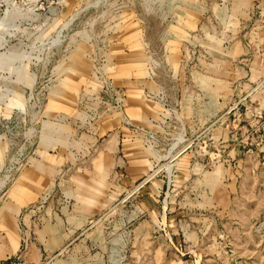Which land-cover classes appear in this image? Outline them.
Returning a JSON list of instances; mask_svg holds the SVG:
<instances>
[{
	"label": "rangeland",
	"instance_id": "374dc122",
	"mask_svg": "<svg viewBox=\"0 0 264 264\" xmlns=\"http://www.w3.org/2000/svg\"><path fill=\"white\" fill-rule=\"evenodd\" d=\"M262 109L264 0H0V264H264Z\"/></svg>",
	"mask_w": 264,
	"mask_h": 264
},
{
	"label": "crops",
	"instance_id": "0c3cea01",
	"mask_svg": "<svg viewBox=\"0 0 264 264\" xmlns=\"http://www.w3.org/2000/svg\"><path fill=\"white\" fill-rule=\"evenodd\" d=\"M132 161H134V160H132ZM135 162H137V161L135 160L134 163L130 162V161L127 162L128 164H127V168H126V172H127L126 180H128V182H131V183L136 182L138 180V173L141 174L144 172V170H143L144 168L141 166L140 169H138V163L136 164ZM131 187H129L128 189H130ZM134 193H137V195H138V188L134 191ZM41 202H43V205H56L59 203V202H57V200L55 198H46L45 200H43ZM34 210H36V209H34ZM60 211H61V209H60ZM60 211H54V215H55L56 219H58L57 214L59 215ZM54 228H55L54 234L56 235L57 231H58L59 236H61L62 235V229L59 228L57 230V227H54ZM40 249L42 250V248H40ZM52 252H53V250L49 251L44 247V251H41V255L47 253V257H49V255L51 256ZM10 261L11 262L9 264H16L17 263L16 260H10Z\"/></svg>",
	"mask_w": 264,
	"mask_h": 264
},
{
	"label": "built area",
	"instance_id": "2783aa9c",
	"mask_svg": "<svg viewBox=\"0 0 264 264\" xmlns=\"http://www.w3.org/2000/svg\"><path fill=\"white\" fill-rule=\"evenodd\" d=\"M259 116L262 117L263 118L262 120L264 121V110L263 109L259 111Z\"/></svg>",
	"mask_w": 264,
	"mask_h": 264
}]
</instances>
